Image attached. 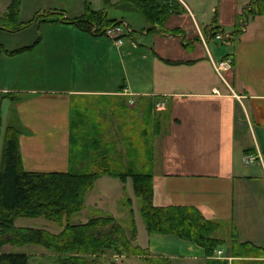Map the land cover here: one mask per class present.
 <instances>
[{"label": "crops", "instance_id": "1", "mask_svg": "<svg viewBox=\"0 0 264 264\" xmlns=\"http://www.w3.org/2000/svg\"><path fill=\"white\" fill-rule=\"evenodd\" d=\"M177 1L181 11L171 13L161 28L149 30L152 25L147 23L140 30L144 40L134 35L135 30L126 21L124 24L129 25L131 32H122L121 42L115 34L104 35L108 44L101 35L80 31L86 42L101 45L100 50L84 49V55L92 61L97 59L95 54H103L97 66L105 69L106 75L85 77L83 83L81 78H69L68 84L59 89L22 88L13 92L0 88L1 92H11L7 97L11 100L17 97L15 92L21 98L18 129L24 168L39 171L25 166L24 151L32 145L34 149H48L44 153L53 164L60 166L54 171L71 169L73 131L78 129L80 110L85 114L78 97L155 96L170 105L171 118L152 143L153 203L163 207L198 208L205 218L219 223L213 236L225 243L218 255L208 256L194 241L176 234L150 233L140 214L141 201L134 193L131 179L122 182L106 174L97 177L93 189L86 193L84 208L74 219L88 209H94L96 214L76 224L86 223L93 217H114L125 229L130 243L146 254L127 255L108 250L97 256L100 264H213V260L234 264L254 258L264 262V160L246 161L249 154L264 152V14L242 13L254 0ZM241 14L246 27L235 31ZM204 27L214 28L212 34H229V42L216 43L211 48L210 40L216 39L211 33L208 36ZM104 40L107 43L103 45ZM71 52L67 53L68 57L76 56L75 48ZM125 56L129 63L122 75ZM226 56H233V67L221 77L213 62ZM43 93L49 94L48 99H42ZM30 100H33V111L27 108ZM44 106L49 112L44 111ZM41 133H47L48 140L43 138L47 134ZM58 156L60 159L56 160ZM99 182L104 187L96 192ZM116 195L118 204L126 208L125 217L119 216L124 213L116 212L114 200H110V196ZM131 217L136 227L133 238L129 232ZM231 227L242 244L236 248L237 255L231 252ZM220 228L227 237L216 235ZM50 231L57 233L60 229ZM2 250L26 253L31 264H63L59 260L61 254L38 244L7 243ZM246 250L255 251L258 256L246 257L241 253Z\"/></svg>", "mask_w": 264, "mask_h": 264}, {"label": "rangeland", "instance_id": "2", "mask_svg": "<svg viewBox=\"0 0 264 264\" xmlns=\"http://www.w3.org/2000/svg\"><path fill=\"white\" fill-rule=\"evenodd\" d=\"M11 1L12 0H0V18H6V15H9V5ZM119 1L120 0H22L16 17L17 22L15 23L20 26V29L10 31L6 29L7 27L2 26V28H0V44L7 49L30 48L12 56L4 53L0 54V88H9L13 92L14 90H20L22 88H39L42 90H48L50 88L59 89L64 88L68 84L69 78H81V82L83 83L85 77L97 76L100 73L106 75L107 71L97 66V61L99 58L104 57L103 54L101 56H96L95 54V58L97 59H93L92 61L90 57L88 58L84 55V49L95 48L100 50L101 45L95 46L94 44L86 42L85 36L80 30L72 24L62 23V21L66 19L67 16L73 18L83 14L87 7L93 10H102L106 12L109 18L123 19L129 22L131 27L135 30L134 35L144 40V37L140 34V30L147 25V22L138 11L124 9L118 6ZM125 5L129 4L125 3ZM249 8L250 7H247V9ZM244 12L243 10L242 13ZM56 18L58 21L52 20ZM10 24L12 25L14 23ZM238 24L239 28L235 31H243L246 27V20L242 14ZM121 27H125V25L106 26V29H104L105 35L112 37L115 34L117 35V39H120V37L123 36L121 35L122 32L126 34L131 32L122 31ZM213 29L212 27H204L203 30L207 31L209 36V34L214 31ZM220 33L229 36L227 33ZM101 36L110 44L106 36ZM208 36L206 35L205 39H207ZM125 41L127 44L129 43L127 38H125ZM37 43L39 44L36 46ZM101 43L104 45L107 42L104 40V42ZM216 43L221 45V41L219 40H210V47L213 48ZM74 48L77 51L76 56L68 57L67 53H72L71 51H73ZM43 53L44 55H42ZM115 58L117 60V56H115ZM226 59L232 60L233 65V56H226L220 60ZM127 63H129V60L128 57L125 56L123 57L122 63V75H124V66L128 67ZM103 67L105 66L103 65ZM122 78H124V76H122ZM13 94L17 96L15 100L5 98L4 102L1 103L2 134L0 138V166L2 157L1 150L6 127L14 125L18 128V125L21 124L19 123L21 117L18 115L19 99L21 98L19 97V92ZM41 95L42 99H48L49 97V94L43 93ZM77 100H79L78 102L82 107H85L83 109L85 114L81 112V110L80 113H78V129L73 131V144L80 145V150H76L75 153L77 159L75 167L77 169L90 170L92 169L93 162H101L102 160L107 161L109 164L111 163L112 166L115 165L118 172L127 174L125 181L115 176L122 182H126L127 179L133 181L131 175H128L131 173H152V143L154 137L160 134L163 124L171 118L169 112L170 105L168 103L162 102L157 99V97L147 94H131L129 96H124L122 94L117 96L90 95L86 96L85 99L78 97ZM83 102L85 104H82ZM33 105V100H30L29 107L27 108L33 111ZM43 109L49 112V109L45 108V106ZM81 118H83L84 121ZM39 123L41 122H38V124ZM22 132H26V129L22 128ZM39 134L40 133H38V135ZM43 138L48 140V134L47 136H43ZM42 142L45 141L42 139ZM44 150L48 149H34L32 145H28L26 151H24L26 168L30 167L43 172L60 168L59 164L55 165L53 161H50L49 155L44 153ZM248 156L254 159L251 163L257 160H263V156L259 152L249 154ZM54 158L56 159V157ZM59 159L60 157L58 156L56 160ZM38 161L42 162L35 165V162ZM111 186L115 188L113 185ZM103 187L104 185L99 182L95 186V191L97 192ZM115 189V191L118 190V188ZM110 200H114L116 212L120 214L124 213L119 216H127L126 208L123 204H118V195L110 196ZM136 207L139 208L138 202ZM83 208L84 206L82 209ZM79 212L71 217V222H74V224H76V222H84L89 216H94L93 214H96L97 211L88 209L82 212L80 218L74 219V216ZM14 224L17 227H26V225H28L39 226L41 227L40 229L47 231H50V229L52 231L60 229L61 231V228L55 223L42 217H16L14 219ZM106 227L105 225L102 229ZM233 232L234 228L231 227V238ZM216 235L220 237L228 236L227 233H224L222 228L216 232ZM220 247L221 246L215 248L213 256L218 255ZM233 247L232 245V252ZM255 253V251L246 250V257L258 256ZM59 257H63V255H59ZM100 262L101 261H99L98 264H100ZM215 263L229 264L226 260H217ZM263 263L261 259L254 258L237 261L234 264Z\"/></svg>", "mask_w": 264, "mask_h": 264}, {"label": "trees", "instance_id": "3", "mask_svg": "<svg viewBox=\"0 0 264 264\" xmlns=\"http://www.w3.org/2000/svg\"><path fill=\"white\" fill-rule=\"evenodd\" d=\"M21 1H11L9 15H6V18H0V28L7 27L6 29L10 31L20 29V26L15 23ZM118 6L138 11L145 21L152 25L149 30L161 28L171 13L182 9L177 0H120ZM245 13L264 14V0H254ZM52 20L58 21L57 18ZM124 22L123 19L109 18L105 11L93 10L89 7L83 14L73 18L67 16L62 21V23L72 24L80 31L94 35H105L106 26L113 25H125L121 29L129 31V25ZM212 35L215 37L217 33ZM29 48L7 49L0 44V54L12 56ZM11 95V92L0 91V138L2 134L1 103L4 98ZM19 135L20 131L16 126H7L1 150L0 264H31L29 255L26 253L3 252L2 246L7 243L17 246L42 245L63 255L59 257L63 264H98L97 256L108 250L127 255L146 254L145 250L130 243L125 229L114 217H93L82 224L71 222V217L84 206L86 193L93 188L98 176L108 174L125 181L127 174L118 172L115 165L112 166L111 163L103 160L93 162L90 170L77 169L75 153L76 150H80V145L77 144H73L70 150L71 169L47 172L26 170L20 152ZM262 156L264 160V152ZM128 175L132 177L134 193L141 201L140 214L150 233L176 234L181 238L194 241L205 249L208 256H213L215 248L224 245L223 239L213 236L219 228V223L205 218L198 208L154 205L152 173ZM16 217H42L55 223L61 231L53 233L40 228L17 227L14 224ZM105 225L107 227L102 229ZM130 233L131 238L136 236L132 217ZM232 245L234 247L231 252L237 255L238 250L235 247L242 244L237 240L235 229ZM241 253L246 256V251ZM213 264H216L215 260Z\"/></svg>", "mask_w": 264, "mask_h": 264}, {"label": "built area", "instance_id": "4", "mask_svg": "<svg viewBox=\"0 0 264 264\" xmlns=\"http://www.w3.org/2000/svg\"><path fill=\"white\" fill-rule=\"evenodd\" d=\"M119 30H120V28H119ZM224 36H226V37H224ZM215 39L219 40V41H221L223 43H226V42H229L230 37L228 35H224L223 33H218L215 36ZM119 42H121L120 39H119ZM213 66L217 70L219 75L222 77L223 73L232 66V60L226 59V60H220V61H217V62H213ZM252 160H254L252 157H250V156L246 157V161L247 162L251 163Z\"/></svg>", "mask_w": 264, "mask_h": 264}]
</instances>
